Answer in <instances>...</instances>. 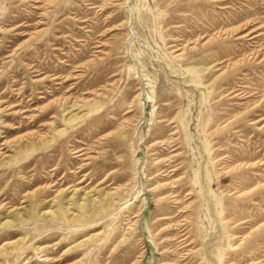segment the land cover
<instances>
[{
  "label": "rangeland",
  "instance_id": "374dc122",
  "mask_svg": "<svg viewBox=\"0 0 264 264\" xmlns=\"http://www.w3.org/2000/svg\"><path fill=\"white\" fill-rule=\"evenodd\" d=\"M0 264H264V0H0Z\"/></svg>",
  "mask_w": 264,
  "mask_h": 264
},
{
  "label": "bare ground",
  "instance_id": "6f19581e",
  "mask_svg": "<svg viewBox=\"0 0 264 264\" xmlns=\"http://www.w3.org/2000/svg\"><path fill=\"white\" fill-rule=\"evenodd\" d=\"M10 144V143H9Z\"/></svg>",
  "mask_w": 264,
  "mask_h": 264
}]
</instances>
